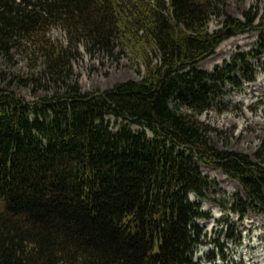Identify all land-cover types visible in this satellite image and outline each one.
Returning a JSON list of instances; mask_svg holds the SVG:
<instances>
[{
	"label": "trees",
	"instance_id": "trees-1",
	"mask_svg": "<svg viewBox=\"0 0 264 264\" xmlns=\"http://www.w3.org/2000/svg\"><path fill=\"white\" fill-rule=\"evenodd\" d=\"M225 7V0H0V54L41 60L33 81L51 91L28 102L0 89V264L225 260L219 243L217 253L194 259L207 244L197 221L209 216L190 196L209 199L212 186L199 163L240 184L247 200L235 195L229 207L240 219L249 208L264 210V141L258 162L221 151L210 141L216 130L200 120L231 69L207 73L198 64L251 30L264 48V8L238 19ZM212 16L219 27L209 32ZM80 45L111 57L119 47L144 74L83 92L72 72Z\"/></svg>",
	"mask_w": 264,
	"mask_h": 264
},
{
	"label": "rangeland",
	"instance_id": "rangeland-1",
	"mask_svg": "<svg viewBox=\"0 0 264 264\" xmlns=\"http://www.w3.org/2000/svg\"><path fill=\"white\" fill-rule=\"evenodd\" d=\"M225 2L228 14L238 19H243V13L252 6H257L259 13L264 8V0ZM219 21L212 16L208 31L217 29ZM50 36L66 44L65 35L59 30H52ZM258 39L257 30L237 34L219 44L212 55L198 64V68L207 73L227 64L231 69L230 81L224 84L220 97L200 117L216 130L210 134V141L221 151L246 154L254 161V153L264 141V48L259 46ZM78 49L80 57L72 63V72L83 92L106 90L127 80L138 81L144 74L142 62L134 56H118L119 47L115 48L112 57L100 52L89 54L82 45ZM12 54L11 59L0 54V89L28 102L49 96L51 91L43 86V79L39 83L33 81V78L41 76V60H28L15 52ZM247 77L253 78L252 81H247ZM19 80L28 82L23 85ZM260 164L264 166V163ZM199 167L212 186L208 190L209 199L190 196V200L198 203L200 210L209 216L208 220L197 221L206 234L207 244L198 248L195 258L204 260L209 252L217 253L216 245L219 243L223 245L226 258L223 263L264 264V210L249 208L240 219L229 210L233 196L247 200L240 184L215 166L199 163ZM215 259V264H222L218 256Z\"/></svg>",
	"mask_w": 264,
	"mask_h": 264
}]
</instances>
